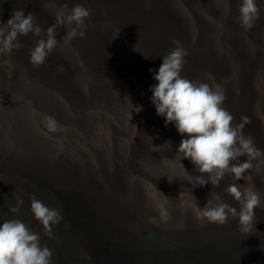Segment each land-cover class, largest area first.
Listing matches in <instances>:
<instances>
[{
  "label": "rangeland",
  "instance_id": "obj_1",
  "mask_svg": "<svg viewBox=\"0 0 264 264\" xmlns=\"http://www.w3.org/2000/svg\"><path fill=\"white\" fill-rule=\"evenodd\" d=\"M22 1L24 0H19V2ZM25 1H28V5L31 7H33L32 4L35 3L33 0ZM179 2L182 6H187L183 1L179 0ZM228 3L227 0L195 1V7L200 6V9L207 10L212 7L219 9L221 18L223 19H227L230 13L233 14L239 24H224L222 22L227 21L219 20L214 16V21H212L207 13H201L202 16L206 17L205 20L213 23H220L225 27L216 29L213 28V23H210L209 39L206 38L209 44H204L203 41H201L205 49H213L209 52V54H213L212 59H217L218 56L224 58L229 57L228 62L220 63L226 64L225 68H227V74L225 78L234 76L236 73L235 71H237V66L245 68L251 65H257L258 62H260V57L258 55L260 54V50L264 52V40L263 38H259L262 37L261 32L264 33V25L259 23L257 27L256 23H254L251 30H245V28L241 26L239 12L226 9L230 8ZM82 4L86 9H89L91 13L93 4L88 7H86L85 2H82ZM184 9L186 8L184 7ZM30 10L34 16L35 13L32 11V8ZM14 11H16V9L11 10L10 8H6L5 10H0V24H6L8 19L12 17ZM104 16L105 14L102 15V17ZM199 16V13L194 12L190 20H194L196 17L198 19ZM34 18L35 22L38 24L36 16H34ZM258 22H261V16ZM91 26L100 28L96 21L93 22ZM66 27H68V25H66ZM82 29L80 30L82 31ZM194 30L195 29H193L195 40V36H200V33ZM41 37H37L32 33H29L27 36H20L19 42L21 47L19 50H13L11 54H0V183L7 185V187H9V185L16 186L19 180H23L19 174L18 167H26L28 170L30 169L32 171L36 170L42 164L44 165L43 162H46L45 159H41L38 155L41 154L40 156L44 157L41 145L44 143L42 141L45 140L43 138L48 137L46 135L48 133L41 127V124L43 126L46 114L49 109L52 108L50 105H53L57 112L62 108L64 109L66 105L77 106V108H79V101L72 103L66 101V88H59L61 85H57V87L54 88H45L38 84V80L41 79V76L35 79L33 74H31L32 67H28L27 59H30V52L34 47L30 48L27 42L35 43ZM230 38H232L233 41H229ZM60 45L61 43L58 42L56 47ZM75 45L78 46L77 48L82 53L78 39L75 40ZM184 45L188 48L194 46L193 44ZM228 47H230L231 50L226 49ZM247 47L251 48V61L236 60L239 52ZM70 50L74 52L73 49ZM20 51H23L26 55H22ZM50 55H48L44 62H51L54 59V56L51 55L52 57H50ZM231 56L233 59L230 58ZM262 61H264V57ZM135 70L136 68L132 67L130 60L125 66V72H123L124 79L122 81L118 78L120 73L110 76L111 82L114 83L112 88L115 93L116 91L119 93L120 91L125 92L129 88H136L138 95H140L138 91L140 86L136 82L137 80L141 82V80L135 77L130 78V74L134 73ZM211 70L213 71V69ZM38 72L40 73L41 71L38 70ZM255 78H257L255 85L260 86V88L257 89L259 93L258 101L260 104H263L264 88H262V86L264 85V74L261 70L257 72ZM209 80L208 78V81ZM125 84H127L128 87L133 85V87L125 88L123 87ZM212 84L214 86L220 85L225 92L227 89L225 85L229 83L222 81L220 84L214 82H212ZM234 87L235 85L231 88ZM121 99L125 98L123 96L119 97V99H117L118 103L120 105L125 103L126 105L127 100L125 99L124 102H122ZM38 107H42V111H39ZM229 107L230 109H234L235 106ZM74 116L75 113L74 115H70L73 122L71 123L72 127L69 129L71 132L72 130L75 132L71 133L73 140L76 139L78 134V131L74 128V123L76 120H79V118L75 120ZM53 121L55 131L51 136L55 139L54 146L56 147L58 146V138L67 136V125L65 120L63 118L59 119L58 116L52 120V123ZM158 121L159 120H155L152 124L148 123L147 126L145 125L146 129L142 140L146 142L150 134L153 135L154 138L149 153H139L134 150L135 141L133 142V139H131L127 133L119 140L121 143V150L118 153L113 144L116 135L113 132V128L111 129L112 132H109L106 128L103 130L98 128L100 132H95L93 134L95 140L108 143L109 146H113L114 148L111 167L109 168L110 162L108 159L101 158L95 170V175L99 178H103L106 177L109 169H113L111 171V173H113L111 175L114 179L113 185H109L104 193L105 205L108 206L107 210H109L108 216L111 219L112 216L114 219H118L115 223L120 227L123 225L120 220L121 218L125 220V223L127 222L130 224L126 223L129 227L124 229L121 236L113 237L109 240L112 243H116L117 241L121 242L122 246L120 245L119 248L127 252V259L120 264H128L131 260L133 264H181L178 263L177 259H169L168 262L165 261L168 256L172 257L181 250L190 251L184 249L196 247L190 244L192 241L202 240L205 242L204 246L208 248L211 243L221 244L223 242L217 241V237L222 240L225 239L226 236L232 239L231 241L233 243L231 244L235 245L230 247V249H257L263 251L264 119L258 120L260 128L256 132H253L252 121L246 122L243 128V133L246 134V137L250 136L253 138L254 145L257 149L255 158L252 159L253 168L246 173V175L251 177V180L235 181L231 174H226L224 176V178H226V176L231 178L233 183L241 184L242 188H252L261 196V206L255 209V220L251 231L242 230L238 216H229L227 223L224 224L210 223L202 217L199 208H203L207 201L210 202L209 206H215L217 203L224 202L237 208V210H239L240 205L232 196L227 197L225 195L224 190H226L228 186L224 183H220L218 186L211 185L210 183L205 184L203 187L199 185L195 186V177L201 174L196 170V166L189 159L182 157L183 153L177 152L180 141L186 137L179 134L176 128L174 129V134H172L169 130V126H165L164 119ZM144 123L146 122L144 121ZM233 123L236 124L234 121ZM169 124L171 125V123ZM125 127L126 126H124V128ZM61 129L62 132L60 131ZM137 129L140 130V125H138ZM35 132L36 134L38 132L35 150L37 156L34 151L29 152L27 148L29 147V143L25 142V138L26 140L34 138L32 134ZM22 140L24 142H22ZM165 142L171 143L170 150H164V148L160 147L163 146ZM21 145L22 147L24 145V150H16V148ZM66 146L67 142L62 141V149H65ZM69 147L73 153H77V147ZM11 148H13V150H11ZM64 157L65 156H63V159L65 160ZM239 159L243 162L249 159V157L245 155ZM121 163H124V166L118 168L117 164ZM52 166H54V163L51 164V167ZM67 176H69V179L74 177L73 170L69 169V174H67ZM67 176H62L63 184ZM38 181L43 184L46 183L47 185H45L52 190L51 195H48L49 198L45 205L49 208L58 209L63 216L61 222L54 226L53 236L51 238L46 236L39 221L34 225V216L27 213H23L22 216L11 213L10 211L2 215L0 213V223L10 219H19L26 223L32 231L39 232L42 245H47L53 252L51 264H66L68 253L69 264H108L107 261H102V257L98 259V261L89 260V256L88 259H84V257L81 256V253H84L83 249H78L73 246L76 240L81 241L80 237L86 236V230L81 227L78 228L77 226V219L78 216L80 217V213L73 214L70 211L69 233L77 235V237H73L76 240L69 237L68 250L64 232L66 215L63 213V209L67 203L63 200V196L61 197V195H63L64 186L63 184L59 186L55 180L51 182L48 177L39 179ZM124 184L125 188L122 187ZM11 189L12 188H10V194L14 193ZM112 189L114 190V195ZM217 197H219V200H217ZM111 210L113 213L112 216ZM116 212L117 217L114 215ZM85 214L87 215L86 211ZM152 222H155L154 233L152 236H148L146 230ZM242 239H244L245 242L244 246L240 245V243L243 242ZM124 246L129 249V251L124 249ZM220 248L223 247H217V249ZM163 255H167V257H163Z\"/></svg>",
  "mask_w": 264,
  "mask_h": 264
},
{
  "label": "water",
  "instance_id": "obj_2",
  "mask_svg": "<svg viewBox=\"0 0 264 264\" xmlns=\"http://www.w3.org/2000/svg\"><path fill=\"white\" fill-rule=\"evenodd\" d=\"M231 1L232 0H229L228 3L230 9L232 7L235 12H239L237 0ZM256 3L260 8L261 16V22H256L258 27L259 23L264 25V0H256ZM28 4L27 1L24 6L23 11L25 15L31 12L30 9L32 7ZM239 4L241 5V3ZM195 6V2H190L187 6L183 5V7L188 9L189 12L188 21L180 20V18L175 15L176 8L168 10L169 18L167 21H164L163 15L151 8L149 4L142 1L138 5L136 0H129L127 2V12L117 11L111 14V21L115 24L116 20L114 27L129 43L128 53L121 54L119 52L118 57L116 58V60L121 63L118 78L120 81L124 79L123 72H125V66L131 60V65L136 68V70L134 73L130 74V78H139L143 83V86L140 87L143 88V90L140 88L138 89L140 95H138L136 88H129L133 87V85L128 87L127 84H125L123 87L129 88L127 91H120L119 93L116 91L115 93L112 88L114 83L103 84V79L101 82L99 81L105 71L97 68L96 63L98 60V54L93 53L94 51L92 48L88 47L92 46L93 48H96V45L99 46V43L96 39L95 31L92 28L82 29L84 36L82 38L76 36V39H78L79 47L82 49V57H87L88 59H83L85 72H82L81 76L78 78V86L82 94L79 107H82L83 111V114L78 121H80L79 123L82 125L83 132L79 133L76 139L73 140L71 133L75 132L74 130H72V132L69 130L72 127L71 123L73 122L69 114L71 108L66 105L64 109L62 108L57 112L56 108H54L53 105H50L52 108L47 112L43 126L41 124V127L48 133L46 134L48 137L43 138L45 139L42 141L44 142V145H41L44 157L40 156L41 154L38 155L41 159H45L46 162H43L44 165L42 164L36 170L32 171L30 169L28 170L26 167H18L19 174L23 180H19V183L16 184V186L9 185V187H7V185L0 183L1 215L10 211V208L19 205V215L22 216L23 213H27L33 216L30 209L29 197L34 195L37 200L46 204L49 198L48 195H51L52 193V190L46 186V183L45 185L38 180L48 177L51 182L55 180L57 181V184L61 186V184H63L62 176H67V174H69V169L73 170L74 177L69 179V176H67L65 178L63 195H61V197L63 196V200L67 203L63 209V213L66 215L64 232L68 250L69 237H77V235L69 233L70 211L73 214L80 213V217L78 216L77 219L78 223L76 222L77 226L78 228L81 227L86 230V236L80 237L81 241H77L73 238V240H76L73 246L78 249H83L84 253H81V256H83L84 259H88L89 256V260L98 261V259L102 257V261H107L108 264H120L127 259V252L124 250L122 251L119 248L120 245L122 246V243L119 241L116 243L109 241L113 237L121 236L124 229L129 227L126 225L127 222L125 223V220L122 218L120 220L123 225L121 227L117 225L115 222L118 219L113 218L112 210V219L108 216L109 210H107L108 206L105 205L104 193L109 185H113L114 179L111 175L113 174L111 173L113 169L108 170L106 177L99 178L95 175V170L101 158L108 159L110 162L109 168L111 167L114 148L113 146H109L108 143L95 140L93 134L95 132H100L98 131V128L101 130L106 128L109 132H112L111 129L113 128V132L116 134L115 142H113V144L118 153L121 150V143L119 140L125 133H127L131 139L137 135L139 131L137 127L140 125L141 115H144L145 112L146 115L149 109L153 113L155 110L154 105L151 103L152 92L149 90L152 86L157 84V81L153 79V76L162 64V57L169 54L177 46H180L187 51L185 63L180 73L182 77L192 81L208 83L210 85H213L212 82L216 83V81L219 80L220 76L211 69L215 70L220 68L221 65L225 67L226 64L220 63L228 62L229 57L224 58L218 56L217 59H212L213 54H209V52L213 49H205L203 47L204 45L201 43V41H203L204 44H209L206 38L209 39V24L213 23L205 20L206 17L202 16L201 13L206 14L211 9H214V7L206 10L200 9V6ZM193 11L199 13L200 16L198 19L196 17V19L190 20L194 13ZM123 19L125 21H123ZM222 23L239 25L236 19L234 21ZM213 28L222 29L225 27L220 23H213ZM193 29L200 33V36H195V40ZM180 33H183L185 36L181 37L179 35ZM261 33V39L263 38L264 40V33ZM230 40L233 41L232 38H230L229 41ZM184 44H193L194 46L188 48ZM226 49L231 50L230 47ZM85 50L88 51L89 55L85 54ZM250 51V47L243 48L237 55L238 57L236 60L250 62ZM225 54L228 55L227 53ZM263 54L264 52L260 50V54H258L260 57L259 60H263ZM230 58L233 59L232 56ZM112 59L115 58L112 57ZM27 60L28 67H35L30 59ZM149 69L152 71L150 72ZM260 70L264 74V61L257 65H251L245 68L237 66V71H235L236 73L234 76L222 78L220 82L223 81L229 83L225 85L227 89L231 88L233 85H235L234 88H260L259 85H255L257 80L255 76H257V72ZM209 74L211 79L208 81ZM33 76L35 79L39 77L34 73ZM42 81L38 80V83H42ZM71 83H73V81H71ZM262 88H264V85ZM121 96L127 100L126 105H120L118 103L117 99ZM137 106L141 107L139 112L136 111ZM91 108H94L93 114H90ZM38 110L42 111V107H38ZM57 116L59 119L63 118L65 120L67 125V136L59 137L57 140L58 146L55 147V139L52 138L51 134L55 131L52 130V120ZM49 118H51V120ZM124 126L126 127L124 128ZM60 131L62 132V129ZM37 135L38 132L37 134L35 132L32 134L34 138H30L29 140H26L25 138V142L29 143V147H27L29 152H35L36 150ZM62 141L67 142L65 149H62ZM22 142L24 141L22 140ZM69 146L72 148L77 147V153H73ZM20 147H22V145ZM20 147L16 148V150H24V145L22 148ZM11 150H13V148H11ZM35 155L37 156L36 152ZM63 156H65V160L63 159ZM53 163L54 166L51 167V164ZM123 166L124 163L117 164L118 168H122ZM122 187L125 188V184ZM10 188H12L11 190L14 193H9ZM112 191L114 195V190L112 189ZM20 201H23L22 205L19 204ZM85 211L87 212V215L85 214ZM114 215L116 216L117 212L114 213ZM86 219L88 220L87 224L85 222ZM37 223L38 221L34 218L33 224L36 225ZM75 224L73 225L76 226ZM231 240L232 239H229L227 236L222 240L217 237V241L223 242L221 244L211 243L208 248L207 246H204L205 242L202 240L192 241L190 244L196 247L192 249H184L190 251L181 250L172 257H167V255H163V257H167L165 262H168L169 259H177L178 263L181 264H264V250L230 249V247L235 246L234 244H231L233 243ZM242 240L243 242H241L240 245L244 246V239ZM219 246H222L223 248L217 249ZM123 248L129 251L125 246ZM131 261L128 264H133V261ZM66 264H69V253L67 254Z\"/></svg>",
  "mask_w": 264,
  "mask_h": 264
},
{
  "label": "clouds",
  "instance_id": "obj_3",
  "mask_svg": "<svg viewBox=\"0 0 264 264\" xmlns=\"http://www.w3.org/2000/svg\"><path fill=\"white\" fill-rule=\"evenodd\" d=\"M90 14L89 9L76 4L70 11L57 14L55 25L48 27L41 37L43 30L36 24L33 14L25 15L22 9L16 10L6 24H0V54L19 50V37L32 33L41 38L31 50L30 60L34 66L42 65L57 46L56 27L69 26L64 37L67 44L76 36H84L80 29ZM259 16L256 0H242L239 18L245 30H251ZM186 55V49L177 46L162 57V64L153 76L157 84L149 89L156 114L164 117L165 126L174 123L177 132L186 137L180 141L177 152L183 153L182 157L189 159L201 174L195 177V186L203 187L207 183L218 186L226 174H231L235 181H250L251 177L246 173L253 168L252 159L257 149L253 138L243 134L248 118L242 117L240 124L233 123L234 116L223 107L226 96L220 85L192 81L180 75ZM140 110L141 107L137 106L136 111ZM52 130H55L54 121ZM160 147L170 150L171 143L165 142ZM245 155L249 159L241 162L239 158ZM227 192L239 203V210L224 202L209 206L207 201L203 208H199L202 217L210 223L224 224L229 216H238L242 230L251 231L255 209L261 206L260 194L250 187L242 188L239 183L229 185ZM29 199L34 218L42 225L44 234L51 238L54 226L63 219L62 214L34 195ZM19 204L22 205L23 201ZM19 210V205L10 208L12 213L18 214ZM52 256V250L42 245L40 234L23 221L10 219L0 223V264H51Z\"/></svg>",
  "mask_w": 264,
  "mask_h": 264
},
{
  "label": "trees",
  "instance_id": "obj_4",
  "mask_svg": "<svg viewBox=\"0 0 264 264\" xmlns=\"http://www.w3.org/2000/svg\"><path fill=\"white\" fill-rule=\"evenodd\" d=\"M35 3L32 4V11L35 13L34 16H36L38 25L43 30L41 33V36H44L46 30L48 27L55 25L56 23V16L57 14L64 11L65 13L67 11H70L72 7H74L76 4H82V2L86 3V7L93 4L91 8V14L90 18L85 20V24L83 29L92 28L95 31L96 39L99 43V46L96 45V48H93L92 46H88L92 48L94 51L93 53L98 54V60L96 63V66L98 69L105 71L100 82L103 79V84L112 83L110 80V76L117 75L120 73V67L121 63H119L116 58L118 57L119 52L121 54H127L129 43L127 42L126 38L120 35V32L114 27L115 24L111 21V14L115 12H127V2L129 0H33ZM109 1V2H108ZM138 5L144 1L151 8L158 11L163 15L164 21H167L169 18V9L173 10L176 8L175 15L180 18V20L188 21L189 18V12L188 10L184 9L182 4L179 2V0H136ZM185 4H189L190 2H197L198 0H181ZM233 1V0H232ZM231 1V2H232ZM27 1L19 2V0H0V10H5L6 8H10L11 10H24V6ZM238 2V9L240 8V4L242 3V0H237ZM228 3V0H227ZM65 5H67V8L65 9ZM97 5V6H96ZM85 7V6H83ZM139 7V6H138ZM227 10L234 11V9L231 7L226 8ZM24 12V11H23ZM105 14L104 17L102 15ZM117 14V13H116ZM211 20L214 21V17H216L219 20L224 21H234L235 17L233 14L230 13L229 17L227 19L221 18V12L219 9L215 8L211 9L207 13ZM97 22V25L100 28H94L91 26L93 22ZM123 21H125L123 19ZM258 20L255 21V23ZM37 24V23H36ZM67 24L56 27V39L61 45L59 47H55L52 52L50 53L52 56H54V59L51 62H44L42 65L32 67L31 73L37 74V76H41V79L39 81H42V83H38L39 85L44 86L45 88H54L57 87V85H61L59 88H66V101L69 103L79 101L82 99V94L80 91V88L78 86L79 80L78 78L81 76L82 72H85V64L83 59L88 60L87 57H82L81 51L76 47L75 40L76 37L73 38L69 43H64V37L69 31V26L66 27ZM181 37H184L185 35L183 33L179 34ZM261 38V37H259ZM36 40V39H35ZM29 47L32 48L35 46V43L27 42ZM69 48V49H67ZM70 49H73L71 51ZM131 51V50H130ZM22 55H26L23 51H20ZM91 53V54H93ZM49 54V55H50ZM85 54H88V51L85 50ZM90 54V55H91ZM50 55V57H52ZM114 57L115 59H112ZM262 60H260L261 62ZM258 62V63H260ZM31 68V67H30ZM38 70L41 72L39 73ZM215 73L220 76L219 80L216 81L217 84H220L221 79L226 77L227 74V68L221 65L220 68H217L215 70ZM44 76V77H43ZM73 81V83H71ZM137 84L141 87L143 86V83L137 80ZM143 90V88H140ZM258 88H231L226 89L224 92L226 99L223 102V107L227 109L233 116H234V122L236 124H240L242 122V117H247L248 121L253 124V132H256L260 128V124L258 123V120L264 119V102L263 104L259 103V93L257 91ZM125 99H121L122 102H124ZM121 102V103H122ZM79 105V103H78ZM93 105V104H92ZM122 105H125L123 103ZM71 109L70 115H74V119L80 118L83 114L82 107L77 108V106L68 105ZM229 106H235L234 109H230ZM75 108V109H74ZM155 108V106H154ZM94 108L90 109V114H93ZM146 113V112H145ZM141 115L140 120V130L137 133V135L133 138V142L135 141L134 150L138 151L139 153L142 152H150V149L152 147V140L154 141L153 135L150 134L147 141L144 142L142 139L144 138V132H145V125L147 126L148 123L152 124L155 120L164 119L162 116H158L156 114V111L154 110V113L150 111V109L147 111V114ZM151 115V116H150ZM150 116V117H149ZM144 121L146 123H144ZM158 121V122H159ZM169 130L172 134H174L175 125L174 123L168 124ZM74 128L79 133H82V125L79 123L78 120L74 123ZM99 133V132H98ZM150 133V132H149ZM77 134V135H78ZM245 136L246 134L243 133ZM224 183L226 186L229 187V185L233 184L232 179L226 176V178H222L219 182ZM225 195L231 196L227 189L224 190ZM86 224L88 223V220H85ZM155 222H152L151 225H149V228L146 230V234L148 236H152L154 233V226Z\"/></svg>",
  "mask_w": 264,
  "mask_h": 264
},
{
  "label": "flooded vegetation",
  "instance_id": "obj_5",
  "mask_svg": "<svg viewBox=\"0 0 264 264\" xmlns=\"http://www.w3.org/2000/svg\"><path fill=\"white\" fill-rule=\"evenodd\" d=\"M64 261H65V253H64Z\"/></svg>",
  "mask_w": 264,
  "mask_h": 264
}]
</instances>
